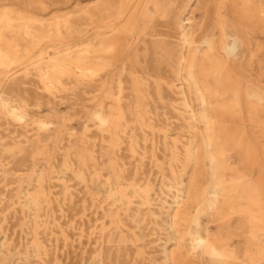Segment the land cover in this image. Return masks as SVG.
Listing matches in <instances>:
<instances>
[{
	"label": "rangeland",
	"instance_id": "obj_1",
	"mask_svg": "<svg viewBox=\"0 0 264 264\" xmlns=\"http://www.w3.org/2000/svg\"><path fill=\"white\" fill-rule=\"evenodd\" d=\"M0 264H264V0H0Z\"/></svg>",
	"mask_w": 264,
	"mask_h": 264
},
{
	"label": "bare ground",
	"instance_id": "obj_2",
	"mask_svg": "<svg viewBox=\"0 0 264 264\" xmlns=\"http://www.w3.org/2000/svg\"><path fill=\"white\" fill-rule=\"evenodd\" d=\"M227 34L229 35V38L234 42L232 51L236 52L235 51L236 46H238V44H241V45L244 44V37H243L242 33H240V32H230Z\"/></svg>",
	"mask_w": 264,
	"mask_h": 264
}]
</instances>
